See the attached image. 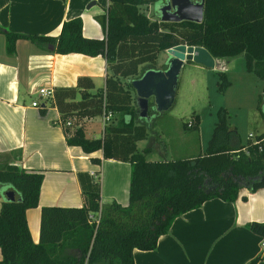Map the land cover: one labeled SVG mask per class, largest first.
I'll return each instance as SVG.
<instances>
[{
  "label": "trees",
  "instance_id": "1",
  "mask_svg": "<svg viewBox=\"0 0 264 264\" xmlns=\"http://www.w3.org/2000/svg\"><path fill=\"white\" fill-rule=\"evenodd\" d=\"M155 2L108 0L104 13L97 16L104 31L100 38L82 34L79 16L63 20L56 35L25 34L0 26L9 54L17 38H26L51 44L56 53L104 57L103 87L91 91L92 80L77 76L74 85L52 87L50 105L59 113L68 145H77L84 153L100 149L103 158L129 163L126 204L115 200L99 204L92 193L82 206L42 205L36 242L25 209L37 205L43 174L0 164V264H134L133 248L153 249L178 214L212 197L232 201L241 187L254 191L264 184V129L244 142L235 141L236 131L226 123L224 107L218 109L201 152L147 158L149 148L136 147V141L147 135V124L137 115L130 82L141 73V64L155 65L160 51L179 43L200 45L213 58L241 53L245 70L263 81L259 102L264 95V0H203L199 22L147 15L145 8ZM228 83L225 72L217 70V89L223 91ZM38 106L44 113V104ZM107 111L116 116L115 122H106L100 136L86 137L79 120ZM187 123L183 126L197 128L195 120ZM7 190L13 192L12 200L5 196ZM96 210L95 224L87 213ZM246 227L264 238V218L249 221Z\"/></svg>",
  "mask_w": 264,
  "mask_h": 264
},
{
  "label": "crops",
  "instance_id": "2",
  "mask_svg": "<svg viewBox=\"0 0 264 264\" xmlns=\"http://www.w3.org/2000/svg\"><path fill=\"white\" fill-rule=\"evenodd\" d=\"M107 2L0 0V26L25 34L56 35L63 20L79 16L82 34L100 38L104 31L97 16L104 13ZM0 35V164H13L43 174L37 205L25 209L32 240H38L42 205L82 206L87 204L92 193H96L99 204L111 200L126 204L128 161L103 158L100 149L84 153L79 146L68 145L59 113L54 105H50L51 97L40 102L44 104V113H40L39 106L31 105L34 98L27 99V95L35 92L38 86L74 85L77 76H88L92 80L91 91L103 87L107 72L104 57L78 52L56 53L48 45L26 38H17L14 51L9 54L5 51L4 35L1 32ZM231 57H217L214 61L222 59L217 60L221 64ZM146 66L149 65L141 64V68ZM132 93L134 97V90ZM96 117L102 128L106 122L116 120L113 114L107 120L102 114L81 118L79 122L83 124L86 137H93L85 130ZM141 118L147 124V118ZM101 132L102 129L100 135ZM146 137L136 141V147ZM151 146L160 154L164 152V146L159 142H153L148 148ZM92 157H98L99 161L93 162ZM263 218L264 184L254 191L241 187L232 201L212 197L175 216L167 232L158 236L153 249L133 248V262L248 264L251 258L259 255L255 264H261L264 261V244L261 245L264 238L249 230L246 223Z\"/></svg>",
  "mask_w": 264,
  "mask_h": 264
},
{
  "label": "rangeland",
  "instance_id": "3",
  "mask_svg": "<svg viewBox=\"0 0 264 264\" xmlns=\"http://www.w3.org/2000/svg\"><path fill=\"white\" fill-rule=\"evenodd\" d=\"M157 1L145 8L147 15L158 17L156 5H161L166 0ZM0 36L2 40V35ZM166 58L167 54L160 51L155 65L151 67L165 68ZM217 60L213 67L191 60L183 61L177 73L175 93L169 108L164 111L149 108L146 117L148 137L143 142L140 140L137 148L148 147L156 141L164 146V152L160 154L151 146L145 153L147 158L181 157L202 151L220 107L227 110L226 123L236 131L235 141L244 142L247 136H253L264 129V95L258 102L263 81L245 70L241 53L221 64ZM217 70H223L229 81L223 91L217 89ZM30 98L39 102L43 100L37 92L27 95V99ZM194 120L197 128L183 126L185 122ZM93 121L95 122L85 132L89 136L98 137L102 123L98 117Z\"/></svg>",
  "mask_w": 264,
  "mask_h": 264
},
{
  "label": "water",
  "instance_id": "4",
  "mask_svg": "<svg viewBox=\"0 0 264 264\" xmlns=\"http://www.w3.org/2000/svg\"><path fill=\"white\" fill-rule=\"evenodd\" d=\"M203 0H166L156 5L159 20L179 21L182 19L199 22L202 18ZM48 48L53 46L48 44ZM167 64L165 68L146 66L141 73L130 80L134 90V103L137 115L146 118L149 112V99L155 111H164L172 103L177 73L183 61L191 60L204 66L213 67L214 58L200 45L179 43L165 49ZM5 196L12 200L14 194L11 190Z\"/></svg>",
  "mask_w": 264,
  "mask_h": 264
},
{
  "label": "built area",
  "instance_id": "5",
  "mask_svg": "<svg viewBox=\"0 0 264 264\" xmlns=\"http://www.w3.org/2000/svg\"><path fill=\"white\" fill-rule=\"evenodd\" d=\"M52 87L50 86H38L37 88H35V92L38 93L39 96L43 97V101L44 99H47V98H50L52 97ZM40 104V102L36 99L32 100L31 101V105L32 106H38ZM102 116H103V119L104 120H107L110 116V112L107 111V112H102L101 113ZM69 122L66 121V124H68ZM190 123H187V126H189ZM93 173V172H91ZM94 174V173H93ZM98 215H99V210H96V211H89L87 213V219L90 221V222H93V223H97V220H98ZM264 243L261 242V245H263Z\"/></svg>",
  "mask_w": 264,
  "mask_h": 264
},
{
  "label": "flooded vegetation",
  "instance_id": "6",
  "mask_svg": "<svg viewBox=\"0 0 264 264\" xmlns=\"http://www.w3.org/2000/svg\"><path fill=\"white\" fill-rule=\"evenodd\" d=\"M167 59V58H166ZM167 61V60H166Z\"/></svg>",
  "mask_w": 264,
  "mask_h": 264
}]
</instances>
